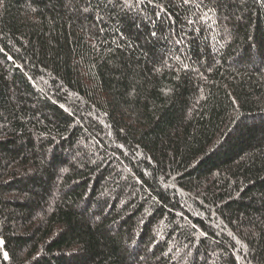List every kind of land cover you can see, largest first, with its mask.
Instances as JSON below:
<instances>
[{"label": "trees", "instance_id": "trees-1", "mask_svg": "<svg viewBox=\"0 0 264 264\" xmlns=\"http://www.w3.org/2000/svg\"><path fill=\"white\" fill-rule=\"evenodd\" d=\"M0 242L264 264V0H0Z\"/></svg>", "mask_w": 264, "mask_h": 264}, {"label": "snow or ice", "instance_id": "snow-or-ice-1", "mask_svg": "<svg viewBox=\"0 0 264 264\" xmlns=\"http://www.w3.org/2000/svg\"><path fill=\"white\" fill-rule=\"evenodd\" d=\"M185 2L187 3V2H188V0H185ZM152 35H153V36H155V35H156V33H155V32H153V33H152ZM0 243H2V242H0ZM5 258H7V254H6V253H5Z\"/></svg>", "mask_w": 264, "mask_h": 264}]
</instances>
